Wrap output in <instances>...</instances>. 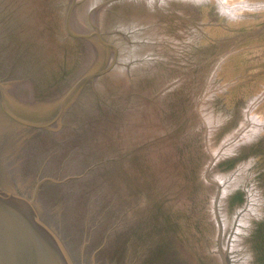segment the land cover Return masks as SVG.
<instances>
[{
	"label": "water",
	"instance_id": "obj_1",
	"mask_svg": "<svg viewBox=\"0 0 264 264\" xmlns=\"http://www.w3.org/2000/svg\"><path fill=\"white\" fill-rule=\"evenodd\" d=\"M0 264H264V0H0Z\"/></svg>",
	"mask_w": 264,
	"mask_h": 264
},
{
	"label": "flooded vegetation",
	"instance_id": "obj_2",
	"mask_svg": "<svg viewBox=\"0 0 264 264\" xmlns=\"http://www.w3.org/2000/svg\"><path fill=\"white\" fill-rule=\"evenodd\" d=\"M262 212H263V211H262ZM262 212H261V213H262Z\"/></svg>",
	"mask_w": 264,
	"mask_h": 264
}]
</instances>
